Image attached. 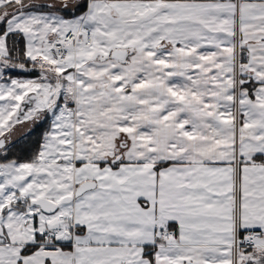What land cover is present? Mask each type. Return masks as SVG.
Returning a JSON list of instances; mask_svg holds the SVG:
<instances>
[{"label":"snow or ice","instance_id":"1","mask_svg":"<svg viewBox=\"0 0 264 264\" xmlns=\"http://www.w3.org/2000/svg\"><path fill=\"white\" fill-rule=\"evenodd\" d=\"M0 264H264V0H0Z\"/></svg>","mask_w":264,"mask_h":264},{"label":"trees","instance_id":"2","mask_svg":"<svg viewBox=\"0 0 264 264\" xmlns=\"http://www.w3.org/2000/svg\"><path fill=\"white\" fill-rule=\"evenodd\" d=\"M35 74H21L22 78H30L33 77ZM40 131H43V129H41ZM39 136V132H34L32 133V135H28V132L22 134L21 136L17 137V139L19 140V146H18V150L19 149H27L28 145H30L33 141H35ZM23 154V153H22ZM24 158H27L26 155H24Z\"/></svg>","mask_w":264,"mask_h":264},{"label":"crops","instance_id":"3","mask_svg":"<svg viewBox=\"0 0 264 264\" xmlns=\"http://www.w3.org/2000/svg\"><path fill=\"white\" fill-rule=\"evenodd\" d=\"M27 132V130H21V133L17 136V137H19V136H21L22 134H24V133H26Z\"/></svg>","mask_w":264,"mask_h":264},{"label":"rangeland","instance_id":"4","mask_svg":"<svg viewBox=\"0 0 264 264\" xmlns=\"http://www.w3.org/2000/svg\"><path fill=\"white\" fill-rule=\"evenodd\" d=\"M30 78H32V77H30ZM20 133H21V132H20ZM20 133H19V134H20ZM19 134H17V136H18Z\"/></svg>","mask_w":264,"mask_h":264}]
</instances>
